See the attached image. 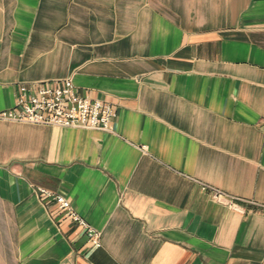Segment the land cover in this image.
I'll return each mask as SVG.
<instances>
[{"label":"crops","instance_id":"crops-1","mask_svg":"<svg viewBox=\"0 0 264 264\" xmlns=\"http://www.w3.org/2000/svg\"><path fill=\"white\" fill-rule=\"evenodd\" d=\"M65 79L111 132L0 120V264H264V0H0V112Z\"/></svg>","mask_w":264,"mask_h":264},{"label":"built area","instance_id":"built-area-1","mask_svg":"<svg viewBox=\"0 0 264 264\" xmlns=\"http://www.w3.org/2000/svg\"><path fill=\"white\" fill-rule=\"evenodd\" d=\"M114 118L110 104L80 96L70 79L20 86L13 107L0 112L2 121L104 132H111ZM201 191L208 192L212 201L229 210L243 211L241 203L244 201L238 198L204 184ZM37 192L52 197L58 209L85 230L87 242L95 248L100 247V233L81 219L63 196L43 188H37Z\"/></svg>","mask_w":264,"mask_h":264}]
</instances>
